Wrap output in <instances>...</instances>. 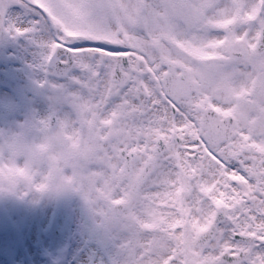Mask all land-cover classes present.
Instances as JSON below:
<instances>
[{
  "label": "snow or ice",
  "instance_id": "obj_1",
  "mask_svg": "<svg viewBox=\"0 0 264 264\" xmlns=\"http://www.w3.org/2000/svg\"><path fill=\"white\" fill-rule=\"evenodd\" d=\"M0 33L60 81L0 194H78L103 264H264V0H0Z\"/></svg>",
  "mask_w": 264,
  "mask_h": 264
},
{
  "label": "rangeland",
  "instance_id": "obj_2",
  "mask_svg": "<svg viewBox=\"0 0 264 264\" xmlns=\"http://www.w3.org/2000/svg\"><path fill=\"white\" fill-rule=\"evenodd\" d=\"M105 258L78 194H0V264H103Z\"/></svg>",
  "mask_w": 264,
  "mask_h": 264
},
{
  "label": "flooded vegetation",
  "instance_id": "obj_3",
  "mask_svg": "<svg viewBox=\"0 0 264 264\" xmlns=\"http://www.w3.org/2000/svg\"><path fill=\"white\" fill-rule=\"evenodd\" d=\"M16 48H14V39L11 38V44L3 52H0V61H3L0 68V81H3V88L0 90V98L4 100L1 103L13 104L12 114L0 118V132H15L19 126L29 121L37 120L46 116L52 108V89L49 87L40 88L39 81L49 83L58 79L53 76L52 69L49 66L41 67L42 50L29 39L18 37ZM28 40V42H26ZM26 45V47H25ZM5 62V63H4ZM13 70L21 71L23 76L21 81L11 80L8 75ZM9 82L14 85H6ZM19 89V90H18ZM18 90V92H17ZM30 92L29 96L27 93Z\"/></svg>",
  "mask_w": 264,
  "mask_h": 264
}]
</instances>
